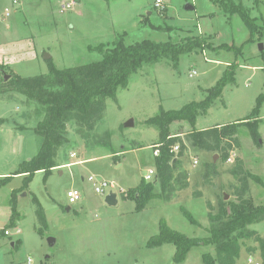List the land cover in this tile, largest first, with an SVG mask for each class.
Segmentation results:
<instances>
[{
	"label": "rangeland",
	"instance_id": "rangeland-1",
	"mask_svg": "<svg viewBox=\"0 0 264 264\" xmlns=\"http://www.w3.org/2000/svg\"><path fill=\"white\" fill-rule=\"evenodd\" d=\"M156 1L0 0V82L6 76L35 77L51 68L100 62L117 41L130 46L145 40L175 44L196 38L202 43L180 55L177 66L164 59L132 74L116 99H107L103 117L87 141L70 122L69 142L57 159L61 166L47 177L43 171L36 173L28 185L24 175L13 174L40 151L42 137L34 131L40 121L38 106L18 93L0 96V120H5L0 123V264H204V253L215 255L214 246L199 245L184 262L176 263L173 244L150 248L149 242L159 235L162 221L187 237H208L209 212L218 211L222 197L237 201L239 182L232 174L236 161L223 163L218 154L215 159L189 146L181 164L189 171L190 186L174 200L154 198L138 211L123 193L139 186L149 170L156 171L152 145L158 131L146 126V120L161 108L177 111L204 101L226 72L234 79L208 113L199 115L194 126L173 123L169 132L185 139L194 128L240 123L237 159L250 176L248 197L256 207L264 206V101L258 105L264 94V0H233L249 12L253 29L239 13H227L221 0H161L163 9L156 8ZM70 2L76 5L61 13V6ZM246 122L258 124L257 135ZM72 153L76 159L70 158ZM207 164L217 168L210 184L204 180ZM90 177L114 188L97 194ZM71 190L81 196L74 205L67 198ZM196 192L201 196L195 197ZM112 193L114 206L106 201ZM155 193H161L159 184ZM34 196L44 209L46 225L39 223ZM250 229L264 237V222ZM50 238L56 240L53 247ZM243 244L236 264H263L258 245Z\"/></svg>",
	"mask_w": 264,
	"mask_h": 264
},
{
	"label": "trees",
	"instance_id": "trees-1",
	"mask_svg": "<svg viewBox=\"0 0 264 264\" xmlns=\"http://www.w3.org/2000/svg\"><path fill=\"white\" fill-rule=\"evenodd\" d=\"M227 13H239L251 29L255 24L249 12L233 0H221ZM201 40L190 38L180 43H155L145 40L130 46H124L117 41L113 49L108 50L105 58L77 68L57 70L51 68L48 74L22 78L13 76L7 81L0 82V96L8 93H18L29 101L37 104L36 116L40 119L34 131L42 137V145L36 157L24 162L13 175H24L25 185H28L36 173L43 171L49 176L58 163L59 151L68 142V124H76L77 134L88 140L92 136L97 124L101 121L106 110L108 98L116 99L119 88L126 86L130 76L144 66H153L164 59L171 60L175 66L180 55L190 54L201 48ZM233 76L228 72L208 91L207 98L202 102H192L181 110L166 111L160 109L154 117L146 120L145 125L158 131V141L152 145L163 144L160 155L155 156L156 177L153 182L145 180L139 186L123 193L125 199L133 200L138 211L144 210L154 198L171 202L177 194L189 188V173L182 167L181 158L184 157L189 146L201 151L218 154L226 163L230 151L239 147L237 137L240 123L217 125L197 131L195 128L185 135L172 137L170 125L176 122H187L194 126L199 115L208 113L223 93L224 88L232 83ZM264 101V94L259 98L258 105ZM255 113H253L254 115ZM251 119V118H250ZM247 120V121H250ZM5 120H0L3 123ZM251 123V122H246ZM253 135H257L258 124H247ZM20 129H23L20 127ZM111 133L106 134L109 140ZM179 145V152H172L173 147ZM176 160V162L174 161ZM232 174L239 182L236 190L237 201L225 202L222 197L218 202V211L208 214L209 236L206 238H190L172 230L162 221L160 233L150 240V248H158L165 244L176 247L174 260L182 263L187 253L199 245L214 246L215 255L203 254L204 264H236L243 249L244 241H252L258 245L260 257L264 264V237L250 226L264 222V206L256 207L248 197L250 192V176L241 159L236 160ZM211 176H217L215 164H207L204 180L210 184ZM10 178H4V181ZM157 181V182H156ZM155 184H159L161 193H155ZM201 193L196 192L195 197ZM36 213L41 225H46L44 209L36 196L33 199ZM211 207V206H210ZM192 224H198L192 214L184 211ZM16 216V215H15ZM15 217L14 219H16ZM251 253L254 250L248 248Z\"/></svg>",
	"mask_w": 264,
	"mask_h": 264
},
{
	"label": "built area",
	"instance_id": "built-area-1",
	"mask_svg": "<svg viewBox=\"0 0 264 264\" xmlns=\"http://www.w3.org/2000/svg\"><path fill=\"white\" fill-rule=\"evenodd\" d=\"M162 4L163 3L161 2V0H157L156 1V8H160V9L162 8L163 9ZM75 5H76L75 2H70V3L63 4L61 6V10L60 11H61V13H64L65 11H67L69 9H72ZM194 75H196L195 71L190 74V77H193ZM162 146H163V144H157V145H155L153 147L154 156H159L160 155V150H161ZM172 152L178 153L179 152V145L173 147ZM70 158L71 159H76L77 158V154L76 153L70 154ZM236 159H237V152H236V148L234 147L232 149V151H230L227 163L233 164V163H235ZM194 164H197V160L196 159L194 160ZM155 177H156V171L149 170L147 172V174L145 175L144 180L147 181V182H153L155 180ZM89 181L93 183L95 192L97 194H100V195H104L106 193L107 189H113L114 188V186L112 184L108 183L107 181H104V180L98 181L94 177H90ZM80 197H81L80 193L78 191H76V190H71V191H69L67 193V198H68V202H69L70 205L76 204L80 200ZM16 233L17 234H21L20 228H17ZM5 235L8 236L9 232L6 231ZM249 262L251 263V259L249 260Z\"/></svg>",
	"mask_w": 264,
	"mask_h": 264
},
{
	"label": "water",
	"instance_id": "water-1",
	"mask_svg": "<svg viewBox=\"0 0 264 264\" xmlns=\"http://www.w3.org/2000/svg\"><path fill=\"white\" fill-rule=\"evenodd\" d=\"M259 49L260 50H263V45L262 44H260L259 45ZM45 59L46 60H50L51 58H50V56H48V55H46L45 56ZM9 79V76H6L5 77V80L7 81ZM128 126H130V125H128ZM21 141H22V138H21ZM218 157V155H215V159ZM175 162H176V160H174ZM157 182V181H156ZM227 197V196H226ZM106 201H107V203L109 204V205H111V206H114V205H116L117 204V200H116V195L115 194H110L107 198H106ZM68 211H70V208H68ZM48 243H49V245L51 246V247H53V246H55V244H56V240L55 239H53V238H50L49 240H48Z\"/></svg>",
	"mask_w": 264,
	"mask_h": 264
},
{
	"label": "crops",
	"instance_id": "crops-1",
	"mask_svg": "<svg viewBox=\"0 0 264 264\" xmlns=\"http://www.w3.org/2000/svg\"><path fill=\"white\" fill-rule=\"evenodd\" d=\"M210 154L212 155L213 158H215V154H213V153H210ZM184 169L187 170L185 167H184ZM187 171H188V170H187ZM188 173H189V171H188ZM13 245H14V244H13Z\"/></svg>",
	"mask_w": 264,
	"mask_h": 264
}]
</instances>
